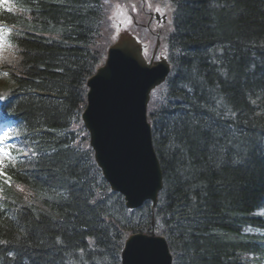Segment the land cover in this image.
Here are the masks:
<instances>
[{
	"label": "trees",
	"instance_id": "1",
	"mask_svg": "<svg viewBox=\"0 0 264 264\" xmlns=\"http://www.w3.org/2000/svg\"><path fill=\"white\" fill-rule=\"evenodd\" d=\"M17 1L2 17L21 60L0 89L33 152L0 183V264H121L128 236L152 231L174 264H264V0H169L172 70L149 106L164 187L134 210L81 120L113 1Z\"/></svg>",
	"mask_w": 264,
	"mask_h": 264
},
{
	"label": "water",
	"instance_id": "2",
	"mask_svg": "<svg viewBox=\"0 0 264 264\" xmlns=\"http://www.w3.org/2000/svg\"><path fill=\"white\" fill-rule=\"evenodd\" d=\"M143 45L122 33L109 50L106 64L89 78L88 102L82 114L91 146L104 177L124 195L128 208L146 200L158 203L163 170L156 153L148 107L152 91L167 79L165 57L145 61ZM165 237L134 233L122 252V264H173Z\"/></svg>",
	"mask_w": 264,
	"mask_h": 264
},
{
	"label": "snow or ice",
	"instance_id": "3",
	"mask_svg": "<svg viewBox=\"0 0 264 264\" xmlns=\"http://www.w3.org/2000/svg\"><path fill=\"white\" fill-rule=\"evenodd\" d=\"M0 7H7L3 0H0ZM11 10V9H9ZM156 11L158 13L162 10L157 7ZM121 17H125L126 13L124 11L120 12ZM131 24V18L128 17L126 20L122 19L121 24ZM12 34V29L6 28L2 22H0V49L9 42L8 38ZM145 54V61L147 62V49L142 48ZM3 75L7 76L8 73L4 72ZM5 97L0 95V101L4 100ZM0 118H3L4 123L0 125V183H7L9 187L11 186V178L5 172V168L11 164L13 167L17 163H23L20 153L22 148L16 139L18 125L15 122L9 121L7 117H3L0 114ZM2 187H0V192H2Z\"/></svg>",
	"mask_w": 264,
	"mask_h": 264
},
{
	"label": "flooded vegetation",
	"instance_id": "4",
	"mask_svg": "<svg viewBox=\"0 0 264 264\" xmlns=\"http://www.w3.org/2000/svg\"><path fill=\"white\" fill-rule=\"evenodd\" d=\"M143 6L142 9L137 7V11H130L131 19L136 18L139 22L138 25L148 28L150 33L153 36H162L168 32V27L166 24L168 22L167 13L161 14L156 11L157 7L161 10L165 9L166 6H163L160 3L150 2V0H142ZM156 1V0H154ZM149 24V27L147 25Z\"/></svg>",
	"mask_w": 264,
	"mask_h": 264
},
{
	"label": "rangeland",
	"instance_id": "5",
	"mask_svg": "<svg viewBox=\"0 0 264 264\" xmlns=\"http://www.w3.org/2000/svg\"><path fill=\"white\" fill-rule=\"evenodd\" d=\"M4 1H6V0H4ZM113 1L115 2V5H114V9L111 12L112 14H111V19H110V23H111V27H109L110 40H111V38H113V36L115 35V33L118 32V29L119 28H117V27H119V23L121 22V20L122 19H124V20L127 19V17H126L127 16L126 7H131L133 10H136L137 4L139 2H141V0H125L124 2H122L121 0H113ZM121 11H124L126 13V16L125 17H121V15H120V12ZM163 42H164V39H163ZM1 55L3 57H6L7 56L9 59H12L11 53L10 52H7V51H4L3 49H0V60H1ZM18 58H17V60H18ZM0 63H1V61H0ZM17 141L19 143H22V139L20 137L17 138ZM249 231L252 232V233L254 232L252 229L249 230ZM154 234L158 235L156 232Z\"/></svg>",
	"mask_w": 264,
	"mask_h": 264
},
{
	"label": "clouds",
	"instance_id": "6",
	"mask_svg": "<svg viewBox=\"0 0 264 264\" xmlns=\"http://www.w3.org/2000/svg\"><path fill=\"white\" fill-rule=\"evenodd\" d=\"M2 49L4 51L10 52L12 59H9L7 56L4 58V62L8 64H13L16 62L17 58L19 57L20 51H22L15 43L9 41L5 44Z\"/></svg>",
	"mask_w": 264,
	"mask_h": 264
}]
</instances>
